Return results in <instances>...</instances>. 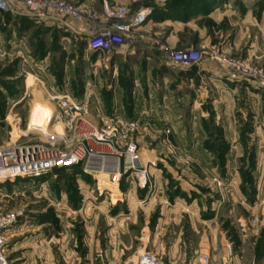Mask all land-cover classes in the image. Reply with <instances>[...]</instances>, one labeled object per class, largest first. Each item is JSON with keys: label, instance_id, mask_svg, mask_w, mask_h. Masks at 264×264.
<instances>
[{"label": "rangeland", "instance_id": "rangeland-1", "mask_svg": "<svg viewBox=\"0 0 264 264\" xmlns=\"http://www.w3.org/2000/svg\"><path fill=\"white\" fill-rule=\"evenodd\" d=\"M217 1L216 12V0H10L0 10V119L12 109L0 143L38 136L57 112L52 79L76 74L83 37L123 9L151 8L133 36L169 61L200 54L189 67L210 60L233 89L232 103L219 91L183 122L131 119L126 141L141 168L122 159L118 185L100 175L98 186L79 165L0 182V211L15 214L12 264H135L140 248L169 264H264V0ZM68 29L84 35L67 38Z\"/></svg>", "mask_w": 264, "mask_h": 264}, {"label": "built area", "instance_id": "built-area-1", "mask_svg": "<svg viewBox=\"0 0 264 264\" xmlns=\"http://www.w3.org/2000/svg\"><path fill=\"white\" fill-rule=\"evenodd\" d=\"M10 0H0V10L4 3ZM10 10V5L8 9ZM151 8L125 9L113 14L114 21L101 24L87 37L86 48L97 52L99 57H109L117 47L131 42L133 33L148 19ZM102 55V56H101ZM200 54H192L182 50L171 57V63L180 67H189L197 62ZM57 112L50 117L46 129L37 127L36 138L0 143V182L14 179L38 176L48 171L79 165L83 172L92 173L95 177H106V181L118 185L123 168H130L133 173L140 170L137 161L135 145L126 140L131 138L137 128L136 121L128 119L116 111L108 114H98V124L91 123V96H73L66 89L53 92ZM13 107V105H12ZM0 119L8 122L9 113ZM20 118L16 119L17 124ZM64 125L63 130H57L56 125ZM28 134L22 130L21 137ZM104 147L102 150L95 147ZM134 162L138 168H134ZM96 177L97 185L99 178ZM15 214L11 211H0V264H12L8 258L7 229L15 222ZM205 256V263L207 261ZM135 264H169L152 251H142L138 254Z\"/></svg>", "mask_w": 264, "mask_h": 264}, {"label": "crops", "instance_id": "crops-1", "mask_svg": "<svg viewBox=\"0 0 264 264\" xmlns=\"http://www.w3.org/2000/svg\"><path fill=\"white\" fill-rule=\"evenodd\" d=\"M213 6V12L221 8L217 0ZM152 22L165 24L170 22V19ZM0 25L8 26L4 19ZM146 26L147 23L140 28ZM68 32L67 38L72 39L82 38L84 35L76 29H68ZM83 38L86 44L87 38ZM85 44L71 58V62L79 67L77 73L65 75L61 85L52 79L49 88L52 92L66 89L76 97L89 93L92 99L91 120L97 121L100 113L116 111L129 119L140 118L143 121L163 123L183 122L186 115H203V103L208 98H213L214 94H219L217 96L220 98V92H224L227 100L230 92H233V89L219 79L218 66L212 61L201 60L199 64L188 68L172 65L167 58L164 59L162 50H153L152 43L140 34L132 36L130 43L117 47L109 57L98 58L97 52L89 51ZM216 95L214 105L218 100ZM230 100L232 103L231 97ZM147 242L148 237L142 245ZM140 249V252L147 251Z\"/></svg>", "mask_w": 264, "mask_h": 264}, {"label": "trees", "instance_id": "trees-1", "mask_svg": "<svg viewBox=\"0 0 264 264\" xmlns=\"http://www.w3.org/2000/svg\"><path fill=\"white\" fill-rule=\"evenodd\" d=\"M176 2V1H175ZM154 13V12H153ZM1 116V115H0ZM76 168H78L79 170H80V168H79V166H73V167H71L70 168V170H74V169H76ZM64 170H66L65 168H59V169H55L54 171L55 172H62V171H64Z\"/></svg>", "mask_w": 264, "mask_h": 264}, {"label": "bare ground", "instance_id": "bare-ground-1", "mask_svg": "<svg viewBox=\"0 0 264 264\" xmlns=\"http://www.w3.org/2000/svg\"><path fill=\"white\" fill-rule=\"evenodd\" d=\"M3 1H4V0H3ZM4 4H5V7H6L7 5L10 4V2H9L8 4L5 2ZM47 125H48V122L46 121L45 124H44L41 128L44 130V129H46ZM133 167H134V166H133Z\"/></svg>", "mask_w": 264, "mask_h": 264}]
</instances>
